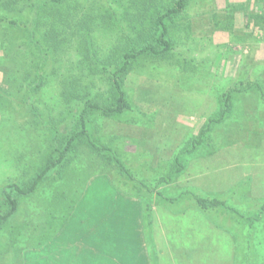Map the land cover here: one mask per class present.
Returning <instances> with one entry per match:
<instances>
[{
    "label": "rangeland",
    "instance_id": "374dc122",
    "mask_svg": "<svg viewBox=\"0 0 264 264\" xmlns=\"http://www.w3.org/2000/svg\"><path fill=\"white\" fill-rule=\"evenodd\" d=\"M77 1L84 7L98 2ZM244 2L246 0H191L179 26L171 33L175 56L165 60L141 58L127 75L126 95L137 113L131 115L130 112L129 115L112 119L100 116L93 123L95 136L101 142L108 143L112 138H118L116 151L122 153L123 161L132 170L135 179L144 182L151 191L132 185L121 174L116 175L108 163L86 146L80 145L69 165L51 172L34 194L19 197L18 212L0 229V264L2 261L3 264H23L27 249L37 256V251L43 247L38 243L56 238L58 229L66 225L64 219H68L65 216L70 211L75 219L72 221L77 223L74 231L88 228L91 219V216L86 217L88 210L95 211L96 215L100 212L101 217L106 219L110 215L112 228L119 217L124 219L125 211L119 214L118 210L123 204L129 212L127 217L132 218L134 200L129 199L140 200L142 210H147L151 203L153 209L154 203H161L160 200L166 202V196H176L193 187L192 175L197 181L199 177L196 176L206 171L209 175L206 178L216 186V171L221 169L218 165L221 160L227 163L246 160L248 152L250 156L264 158V148L260 147L264 140V106L256 99L257 92L252 90L246 94L243 109L236 105L223 123L215 126L211 133V139L216 140L214 143L208 146L203 143L181 158L188 165L184 172L187 176L182 173L186 176L183 188L176 186L181 176L174 181L175 185L159 181L171 171L180 150L199 135L211 117L220 113L221 92L238 79L254 76L253 72L264 79V26L260 27L255 20L248 19L244 12L238 9L231 12L228 8L229 5L238 8ZM121 4L129 9V0H121ZM251 8H255L256 15L263 13L253 1ZM230 15L232 26L224 25ZM114 33H104V39L114 42ZM186 60L192 61L187 68ZM28 63L29 59L25 58L24 66ZM2 68L11 72L13 66L10 64L9 69V65H3ZM11 74L5 76L0 72V87L3 90H15L11 84ZM92 83L96 92L105 93L104 98L109 96L106 93L107 84L97 79H93ZM57 87L55 81L44 88L45 105L41 109L47 108L70 128L73 117L62 115L65 106L57 96ZM240 99L244 100L243 97ZM3 110L6 108L0 109V202L2 189L7 183L22 184L38 172L50 153V138L55 134L45 127L34 125V118L28 109ZM64 125L58 130L66 132ZM230 145L235 148L228 152L224 150L226 157L217 156L220 155L218 151ZM122 147L123 150H119ZM206 155L214 158H208L202 164L196 163L190 172L189 164ZM189 177L190 181L187 182ZM240 187H243L242 184L237 186V190L234 188L238 193V202L232 204L233 209L248 210L245 203L242 205ZM189 200L183 197L168 203L177 209L175 212L178 215L180 211L189 210L192 204ZM190 209L200 210L197 207ZM213 213L203 214L214 223L215 217L218 219L220 216ZM232 229L236 235L237 226ZM70 235L68 237L73 239L78 234L73 232Z\"/></svg>",
    "mask_w": 264,
    "mask_h": 264
},
{
    "label": "trees",
    "instance_id": "16d2710c",
    "mask_svg": "<svg viewBox=\"0 0 264 264\" xmlns=\"http://www.w3.org/2000/svg\"><path fill=\"white\" fill-rule=\"evenodd\" d=\"M252 1L260 6L263 13L256 15L255 8H251ZM190 3L191 0H129L128 9L121 0H98L89 7H84L77 0H0V72L5 76L12 73L10 83L15 89L9 91L0 87V109L5 107L4 112L14 108L28 109L34 125L55 133L50 138V153L38 172L22 184L11 182L3 187L0 229L18 212L19 197L34 194L51 172L69 165L80 145L108 163L116 175L121 174L132 185L151 191L144 182L135 179L123 161L122 153L116 151L118 138L114 137L108 143L101 142L95 136L93 123L100 116L112 119L130 112L131 115L137 113L126 95L127 75L141 58L165 60L175 56L171 33L179 26ZM228 8L231 12L238 9L260 27L264 26V0H246L238 8L232 5ZM230 18L231 15L224 25L232 26ZM108 31L115 32L114 42L104 39L103 34ZM25 58L29 59L26 66ZM191 62L186 60L185 67ZM9 63L13 66L11 72L2 68L9 65L10 69ZM253 73L254 76L238 79L221 92L220 113L211 117L199 135L180 150L171 171L159 179L161 183L171 185L186 171L188 165L182 162L183 156L191 154L203 143L208 146L216 141L211 139L215 126L223 123L236 105L243 109L247 93L256 91V99L264 106V79ZM93 79L107 84L108 97L104 98L105 93L95 91ZM55 81L58 84L57 96L65 106L62 115L73 117L70 128L47 108L41 109L45 105L44 88ZM63 125L67 127L64 129L66 132L58 130ZM208 138L212 141L207 142ZM183 197L190 198L192 204L189 208L197 207L207 215L211 211L231 209L246 220L264 219V200L254 199L246 203L241 200L248 210L240 211L215 195L191 187L176 196L166 197V201ZM148 207L145 224L151 225V204ZM243 235L240 225H237V243L241 242Z\"/></svg>",
    "mask_w": 264,
    "mask_h": 264
},
{
    "label": "crops",
    "instance_id": "0c3cea01",
    "mask_svg": "<svg viewBox=\"0 0 264 264\" xmlns=\"http://www.w3.org/2000/svg\"><path fill=\"white\" fill-rule=\"evenodd\" d=\"M261 146L264 148V140ZM234 148L232 145L223 147L217 152L220 154L217 156L224 158V150L228 152ZM212 157L214 158L206 155L196 162H191L189 171L191 172L196 163H205ZM218 165L221 169L216 171V186L206 178L209 175L204 171L205 174L196 176L199 177L197 181L192 175L193 187L206 194L219 195L221 200L230 206L238 202L236 188L241 184L243 187L239 190L245 203L254 199L264 200V158H257L252 154L250 156L248 152L246 160H233L231 163L221 160ZM227 167L229 169H226ZM184 174L176 182L177 187L183 188L186 184L183 179L187 174ZM186 181L189 182L190 177ZM131 200H134V207H131L132 218L127 217L129 212L123 204L118 210L119 214L125 211L124 219L119 217V221L113 222L112 228L110 215L106 219L101 217L99 210V215L93 210H88L86 217L91 216L88 228L74 231L77 223L72 221L75 219L70 211L65 216L68 219H64L66 225L57 231L58 236L49 242L38 243L43 247L37 251V256L26 247L27 256H24L23 264H264L263 218L261 221L246 220L234 210H218L212 214L220 216L218 219L215 217L217 224L211 222L209 216H205L200 210L182 209L177 215V209L167 201L160 200L161 203L153 204L152 223L147 225L145 210L141 208L142 203L138 199H129ZM237 225H240L244 232L240 243H237V236L232 229ZM145 230H148V233ZM73 232L78 235L71 239L68 236ZM111 232H115L114 235ZM239 258L241 259L238 262Z\"/></svg>",
    "mask_w": 264,
    "mask_h": 264
}]
</instances>
